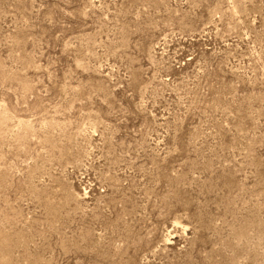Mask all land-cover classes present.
Returning <instances> with one entry per match:
<instances>
[{"label": "rangeland", "instance_id": "1", "mask_svg": "<svg viewBox=\"0 0 264 264\" xmlns=\"http://www.w3.org/2000/svg\"><path fill=\"white\" fill-rule=\"evenodd\" d=\"M0 264H264V0H0Z\"/></svg>", "mask_w": 264, "mask_h": 264}]
</instances>
